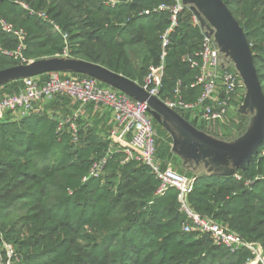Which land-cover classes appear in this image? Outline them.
<instances>
[{
    "label": "trees",
    "instance_id": "trees-1",
    "mask_svg": "<svg viewBox=\"0 0 264 264\" xmlns=\"http://www.w3.org/2000/svg\"><path fill=\"white\" fill-rule=\"evenodd\" d=\"M224 1L246 32L264 91V0ZM173 3L0 0V17L26 31L24 55L30 60L63 54L68 47L70 56L101 64L141 85L153 68L163 65L161 98L174 99L179 89L186 101H195L203 87L193 85L198 70L187 60L200 50L203 33L192 11L184 8L163 46L171 13L159 6ZM0 45L16 49L19 40L0 26ZM19 63L0 51V70ZM20 86L17 80L0 88L11 92ZM58 100L47 102L42 112L0 120V243L11 244L22 264H246L251 256L247 248L233 252L209 234L183 229L178 189L157 195L160 180L152 169L127 159L121 148L111 145L109 130L105 135L97 129V122L107 123L109 114L92 108L93 114L81 117L77 141L68 131L58 132ZM182 114L202 130L227 136ZM239 115L244 123L236 134L247 122ZM155 125L167 134L156 120ZM110 147L113 153L103 174L89 176ZM157 152L172 159L180 173L193 175L171 152V136L167 143L157 139ZM236 175L197 178L188 204L264 247V141Z\"/></svg>",
    "mask_w": 264,
    "mask_h": 264
},
{
    "label": "built area",
    "instance_id": "built-area-1",
    "mask_svg": "<svg viewBox=\"0 0 264 264\" xmlns=\"http://www.w3.org/2000/svg\"><path fill=\"white\" fill-rule=\"evenodd\" d=\"M23 6L28 8L26 4ZM159 9L168 10L171 13L170 27L163 35V46H166L168 36L177 26L178 16L184 10V6L181 0H175L173 4H161ZM38 14L48 20L45 13L39 12ZM193 19L194 23L199 26L197 18L194 16ZM48 21L52 23L51 20ZM0 26L3 31L19 40V46L16 49H7L0 45V51L15 60L29 62L30 59L24 55L26 31L1 17ZM64 37L67 39L66 36ZM59 55L70 56L69 48L66 47L63 54ZM187 61L192 68L198 70L193 85L203 87L202 94L197 100L186 101L179 89L176 90L174 99L163 100L161 98L163 65L153 68L142 86L151 94L160 97L169 107L188 115L191 120L206 122L209 125L230 122L232 112L237 111L238 105L243 102L245 96L244 83L239 73L233 68L221 69L219 67V50L213 38L205 36L204 33L200 50ZM56 98L69 99L75 107L68 113H56L54 117L58 122V132L68 131L77 141L80 129L79 120L86 115L89 107H92L97 114H109L111 145L121 148L126 153L127 159H135L152 169L160 180L156 194L163 195L170 188L178 189L182 203L181 209L185 215L183 224L185 231L199 235L209 234L216 244L223 245L233 252L245 247L251 253L246 264H264V247L260 242H249L230 226L211 216L200 214L190 207L187 196L193 189L197 178L180 173L172 159H162L158 155V131L155 119L148 111L147 103L140 102L93 77L75 73L51 72L22 79L17 91L8 92L0 88V120L8 115L19 119L32 112H42L44 105ZM112 153L113 150L110 147L102 159L94 162L89 176H101ZM236 176L238 179L241 178L239 175ZM249 183H251L250 180H247L246 184ZM0 264H22L14 247L5 241L0 243Z\"/></svg>",
    "mask_w": 264,
    "mask_h": 264
},
{
    "label": "water",
    "instance_id": "water-1",
    "mask_svg": "<svg viewBox=\"0 0 264 264\" xmlns=\"http://www.w3.org/2000/svg\"><path fill=\"white\" fill-rule=\"evenodd\" d=\"M181 1L197 18L204 35L213 38L219 50V67L235 69L243 80L245 96L237 111L247 122L240 133L218 136L202 130L137 81L101 64L72 56L42 57L1 69L0 87L51 72L93 77L147 103L149 113L171 136V152L193 176H234L238 170L248 167L264 141V91L251 45L244 28L224 0Z\"/></svg>",
    "mask_w": 264,
    "mask_h": 264
},
{
    "label": "rangeland",
    "instance_id": "rangeland-1",
    "mask_svg": "<svg viewBox=\"0 0 264 264\" xmlns=\"http://www.w3.org/2000/svg\"><path fill=\"white\" fill-rule=\"evenodd\" d=\"M229 120H230V122H227V123L220 122V123H216L214 125H209V124L206 123V127L208 129L214 130V131H216V132H218L219 134H222V135H234V134H236L235 131L237 129V126H241L244 123V120L240 117L238 111L232 112ZM199 123H201V122H199ZM109 126L110 125L108 123H105V124L102 125V124L99 123V121L97 122V125H96L97 129L100 132H103L105 135L107 133V129L108 130L110 129ZM161 128H163V127H161ZM169 136L170 135H169L168 132H167V134L158 132V138H160V139L162 138L164 141H166V143L169 142ZM171 142H172V140H171ZM175 167L177 168V170H179L176 165H175Z\"/></svg>",
    "mask_w": 264,
    "mask_h": 264
},
{
    "label": "crops",
    "instance_id": "crops-1",
    "mask_svg": "<svg viewBox=\"0 0 264 264\" xmlns=\"http://www.w3.org/2000/svg\"><path fill=\"white\" fill-rule=\"evenodd\" d=\"M74 108H75L74 105L71 104V101L69 99H64V100L59 99L57 104H56V108L54 110L56 111V113L63 114V113H68V112L73 111ZM91 110H92V107H89V110L86 113L85 117H87V116L89 117L90 114H93V113H91ZM107 118L108 117H105V120H108L107 123L110 125L109 119L111 120V118H108V119Z\"/></svg>",
    "mask_w": 264,
    "mask_h": 264
}]
</instances>
